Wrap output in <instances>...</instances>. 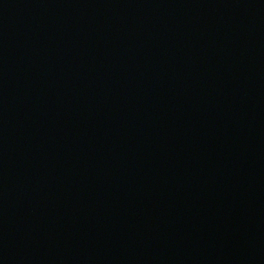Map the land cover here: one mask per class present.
<instances>
[{"label":"water","instance_id":"95a60500","mask_svg":"<svg viewBox=\"0 0 264 264\" xmlns=\"http://www.w3.org/2000/svg\"><path fill=\"white\" fill-rule=\"evenodd\" d=\"M0 264H264V0H0Z\"/></svg>","mask_w":264,"mask_h":264}]
</instances>
